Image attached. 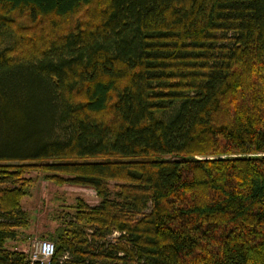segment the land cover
Instances as JSON below:
<instances>
[{"label":"trees","instance_id":"trees-1","mask_svg":"<svg viewBox=\"0 0 264 264\" xmlns=\"http://www.w3.org/2000/svg\"><path fill=\"white\" fill-rule=\"evenodd\" d=\"M0 264H264V0H0Z\"/></svg>","mask_w":264,"mask_h":264},{"label":"rangeland","instance_id":"rangeland-1","mask_svg":"<svg viewBox=\"0 0 264 264\" xmlns=\"http://www.w3.org/2000/svg\"><path fill=\"white\" fill-rule=\"evenodd\" d=\"M28 176H32L34 181L28 189V194L22 197L21 206L29 214L30 224L21 229L18 241L8 242L7 246L14 245L17 249L25 250L30 257L36 242L50 240L49 234L60 224L56 217L61 216L63 211L73 212L79 199L89 205H95L99 198L88 186L56 184L45 179L43 173L37 171L30 172Z\"/></svg>","mask_w":264,"mask_h":264},{"label":"built area","instance_id":"built-area-1","mask_svg":"<svg viewBox=\"0 0 264 264\" xmlns=\"http://www.w3.org/2000/svg\"><path fill=\"white\" fill-rule=\"evenodd\" d=\"M30 255L31 262L40 261L48 262L54 254V243L50 240H41L36 242L35 248Z\"/></svg>","mask_w":264,"mask_h":264}]
</instances>
